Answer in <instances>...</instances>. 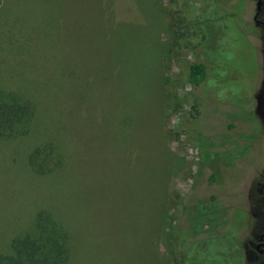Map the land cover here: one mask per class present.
Listing matches in <instances>:
<instances>
[{"label": "rangeland", "instance_id": "obj_1", "mask_svg": "<svg viewBox=\"0 0 264 264\" xmlns=\"http://www.w3.org/2000/svg\"><path fill=\"white\" fill-rule=\"evenodd\" d=\"M0 91L36 110L0 139V254L46 211L68 264L264 263V0H0ZM213 176L214 225L191 232Z\"/></svg>", "mask_w": 264, "mask_h": 264}, {"label": "trees", "instance_id": "obj_2", "mask_svg": "<svg viewBox=\"0 0 264 264\" xmlns=\"http://www.w3.org/2000/svg\"><path fill=\"white\" fill-rule=\"evenodd\" d=\"M208 75L206 64L198 63L190 67L188 81L194 87L203 84ZM36 110L33 103L14 91H0V139L14 140L26 137L35 119ZM57 151L53 144L46 143L38 146L30 155V165L36 173H50L59 166ZM215 176V175H214ZM214 176L210 178V186L203 192L194 191L196 200L185 208L184 221L191 232L199 226L214 225L210 218L213 212H209L199 207L203 205L201 199L205 201H216L214 196L207 199V195L212 189L216 190L217 182ZM197 188V187H196ZM205 192H207L206 195ZM211 199V200H210ZM227 201V200H226ZM187 234V232L185 233ZM196 235H198L196 233ZM70 260L69 237L66 229L59 223L52 214L42 211L37 216L35 232L26 233L23 236L12 240L11 251L0 254V264H68Z\"/></svg>", "mask_w": 264, "mask_h": 264}, {"label": "flooded vegetation", "instance_id": "obj_3", "mask_svg": "<svg viewBox=\"0 0 264 264\" xmlns=\"http://www.w3.org/2000/svg\"><path fill=\"white\" fill-rule=\"evenodd\" d=\"M262 192L264 193V190ZM262 216H264V212L262 213ZM261 227H262V224H261ZM251 244L254 245L255 247H254V250H251L248 252L249 255L251 257H254V254H257V255H255L256 259H259V256H262L263 262H264V234H262L259 237L257 242H252ZM262 264H264V263H262Z\"/></svg>", "mask_w": 264, "mask_h": 264}]
</instances>
